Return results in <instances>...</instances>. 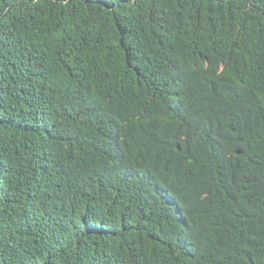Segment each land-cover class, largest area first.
Returning a JSON list of instances; mask_svg holds the SVG:
<instances>
[{
    "label": "trees",
    "instance_id": "trees-1",
    "mask_svg": "<svg viewBox=\"0 0 264 264\" xmlns=\"http://www.w3.org/2000/svg\"><path fill=\"white\" fill-rule=\"evenodd\" d=\"M0 264H264V0H0Z\"/></svg>",
    "mask_w": 264,
    "mask_h": 264
}]
</instances>
